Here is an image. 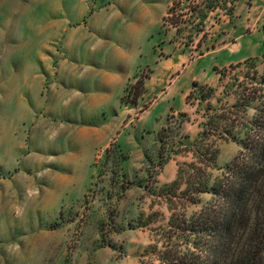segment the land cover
<instances>
[{"label": "rangeland", "instance_id": "374dc122", "mask_svg": "<svg viewBox=\"0 0 264 264\" xmlns=\"http://www.w3.org/2000/svg\"><path fill=\"white\" fill-rule=\"evenodd\" d=\"M87 1L0 0V264H165L160 253L165 240L174 235L166 228L171 217L175 213L193 217L213 195L200 194L199 204L176 207L163 191L176 180L180 166L187 171L184 165L196 161L191 146L211 128L206 126L211 118L216 117L218 133L230 131V122L217 118L228 115L245 81L264 71V0H116L119 7L127 1L151 8L153 62L161 59L165 65V56L180 53L186 67L207 55L200 65L215 63L218 81L210 86L193 82L199 88L183 82L180 107L187 104L193 112L189 117L175 115L179 99L173 106L156 107L165 91L172 102L177 74L169 72L168 84L158 89L160 71L153 64L142 68L140 77L150 78L152 94L136 109L130 103L133 97L125 94L121 115L103 122L104 145L89 150L87 138L94 122L69 108L74 92L64 68V38L48 27L64 15L80 17ZM94 1L90 12L111 2ZM213 1H218L217 9L205 8ZM74 2L79 6L70 10ZM173 5L177 13L187 15L179 18V30L162 27ZM199 11L208 13L204 22ZM199 23L202 32L196 35ZM160 41L165 47L159 48ZM142 46L148 50L150 40L144 39ZM247 60H253L251 67ZM238 64L242 65L231 68ZM146 93L144 86L141 98ZM154 108L156 115L167 111L163 129L170 132L148 124L145 112ZM236 109L243 121H252L257 113L254 105L247 112ZM183 123L197 124L198 135L183 132ZM234 131L244 137L241 120ZM216 137L211 134L206 140L218 150L217 167L208 171L210 185L242 150L241 144L215 142ZM186 187L184 183L176 195ZM195 242V237L190 242L173 240L184 251Z\"/></svg>", "mask_w": 264, "mask_h": 264}, {"label": "trees", "instance_id": "16d2710c", "mask_svg": "<svg viewBox=\"0 0 264 264\" xmlns=\"http://www.w3.org/2000/svg\"><path fill=\"white\" fill-rule=\"evenodd\" d=\"M218 7V1H213L210 6L205 5L210 11ZM175 10V5L168 8L162 20L163 28L170 26L179 30L182 23L179 18L187 15L179 14ZM198 13L201 22H204L208 13ZM192 20L193 17L190 16L188 22ZM200 24L202 23L195 29L196 35L202 32L198 27ZM167 33L165 31L164 35ZM189 38L194 43L193 36ZM201 46L200 41L197 47L200 49ZM211 48H215V45ZM261 58L264 61V53ZM252 62L253 60H247V66L251 67ZM241 65H232L231 68ZM147 79V76L138 77L133 85H128L125 94L133 97L131 104H137L143 95ZM193 87L199 88L200 85L193 83ZM192 96L193 94L189 96V100ZM253 105L257 113L252 121H243L234 111H238V108L239 111L242 109L247 112ZM222 118L230 122V131L218 133L220 127L216 117L211 118L206 125L211 128L205 129L191 146L196 161L190 166L184 165L187 171L180 166L176 180L163 191L173 204H177L176 207L178 204L186 207L188 203L199 204L197 196L200 194L213 195L212 202L193 217L176 213L171 217L166 228L170 235L171 232L174 235L165 240V250L160 253L165 264H264V71L261 76L254 73L245 81L244 90L239 94L237 103L228 110V115L217 119ZM240 120L246 128L243 138L234 131ZM167 131L170 132L169 128L161 132ZM211 134H217L215 142L231 141L242 146L239 154L212 185L208 171L217 167L215 162L218 150L206 143ZM201 143L203 146L199 148ZM184 183L187 185L186 189L176 195ZM193 237L196 242L187 251L173 243L174 239L190 242Z\"/></svg>", "mask_w": 264, "mask_h": 264}, {"label": "crops", "instance_id": "0c3cea01", "mask_svg": "<svg viewBox=\"0 0 264 264\" xmlns=\"http://www.w3.org/2000/svg\"><path fill=\"white\" fill-rule=\"evenodd\" d=\"M85 5V12L80 17L73 20L64 15L62 19L48 27L53 35L64 38V68L68 78L73 81L74 92L70 94L72 101L69 108L80 114L85 121L94 122L87 138L89 150L97 144L104 145L106 133L103 130V122L112 121L113 117L118 118L121 115L124 110L123 97L126 89L131 82L140 77L142 68L153 64V69L160 71L162 83L158 89L168 84L169 72L170 76L174 72L177 74L171 85L172 102H169V94L165 91L164 97L159 99L156 107L161 104L173 106L172 103L179 99V107L174 106L177 109L175 115L187 113L189 117L193 112L187 104L180 107L183 104V94L179 91L183 82L192 85L198 81L200 84L210 86L218 81L217 75L213 73L215 63L207 67L200 65V62L208 58L207 55L192 61L186 67L184 57L180 53L165 56V65L161 59L153 62L150 56L153 44L155 45L151 8L144 7L142 3L130 5L127 1L121 3L122 6L119 7L118 1L111 0L101 11L90 12L96 2L88 0ZM77 6H79L77 2L71 3L69 9L74 10ZM147 38L150 40V46L145 50L142 43ZM160 44H163V41H160ZM162 47H165V44L159 46ZM168 61L171 65H168ZM167 68H170V71ZM145 86L147 93L133 105L134 109L139 108L152 94L150 78L146 80ZM156 108L145 113L149 112V116L146 117L148 124L159 131L166 126L165 117L168 113L163 110L156 115ZM182 130L190 137H195L199 133L198 125L193 123H183Z\"/></svg>", "mask_w": 264, "mask_h": 264}, {"label": "built area", "instance_id": "2783aa9c", "mask_svg": "<svg viewBox=\"0 0 264 264\" xmlns=\"http://www.w3.org/2000/svg\"><path fill=\"white\" fill-rule=\"evenodd\" d=\"M173 121H174V119H173ZM173 121H171V123H170V125H171V126H173V125H174V122H173Z\"/></svg>", "mask_w": 264, "mask_h": 264}]
</instances>
